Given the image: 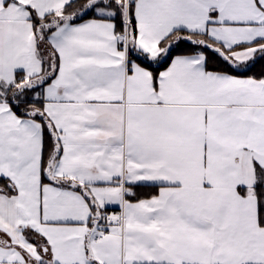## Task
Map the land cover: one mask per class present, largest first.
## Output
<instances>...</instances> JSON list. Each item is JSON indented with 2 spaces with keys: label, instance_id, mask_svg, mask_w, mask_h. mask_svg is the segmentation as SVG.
Returning a JSON list of instances; mask_svg holds the SVG:
<instances>
[{
  "label": "snow or ice",
  "instance_id": "obj_1",
  "mask_svg": "<svg viewBox=\"0 0 264 264\" xmlns=\"http://www.w3.org/2000/svg\"><path fill=\"white\" fill-rule=\"evenodd\" d=\"M0 264H264V0H0Z\"/></svg>",
  "mask_w": 264,
  "mask_h": 264
},
{
  "label": "trees",
  "instance_id": "obj_2",
  "mask_svg": "<svg viewBox=\"0 0 264 264\" xmlns=\"http://www.w3.org/2000/svg\"><path fill=\"white\" fill-rule=\"evenodd\" d=\"M260 71H261V67L258 66L257 69L255 70V72L252 74L253 75H259ZM154 193H155V190L152 188L145 187V188L139 189V196L140 197H142L144 195H152Z\"/></svg>",
  "mask_w": 264,
  "mask_h": 264
},
{
  "label": "crops",
  "instance_id": "obj_3",
  "mask_svg": "<svg viewBox=\"0 0 264 264\" xmlns=\"http://www.w3.org/2000/svg\"><path fill=\"white\" fill-rule=\"evenodd\" d=\"M155 194V193H154ZM154 194H152V195H154ZM150 195H144V196H142V197H140V198H147V197H149Z\"/></svg>",
  "mask_w": 264,
  "mask_h": 264
}]
</instances>
